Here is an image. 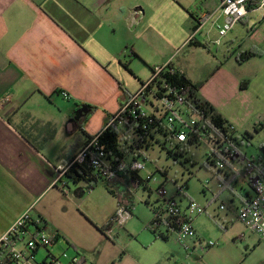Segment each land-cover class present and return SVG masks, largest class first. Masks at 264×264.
Returning a JSON list of instances; mask_svg holds the SVG:
<instances>
[{
    "label": "crops",
    "instance_id": "0c3cea01",
    "mask_svg": "<svg viewBox=\"0 0 264 264\" xmlns=\"http://www.w3.org/2000/svg\"><path fill=\"white\" fill-rule=\"evenodd\" d=\"M218 6V0H0V237L30 211L44 221L46 232L60 235L59 245L80 254L81 264H163L166 258L169 264H184L174 258L170 234L164 240L127 232L124 240L114 221L119 208L132 210L122 173L107 186L120 190L118 197L113 194L116 201L101 203L85 200L88 189L82 182H70L66 194L58 170L88 143L85 133L99 134L105 119L151 78L152 68L166 63L198 85L199 97L235 127L241 151L264 134V13L250 11L215 45L217 25L225 20ZM203 13L210 18L196 30L192 14ZM182 52L189 57L180 58ZM59 101L72 114L85 106L93 115H83L90 117L88 123L71 117L59 123ZM98 113L105 123L90 132ZM63 132L71 141L60 147ZM252 157L264 176V159ZM225 185L213 197L227 195L236 210L252 195L242 181L228 178ZM230 214V229L242 224L234 211ZM133 217L125 222L128 228ZM195 219L194 228L205 240ZM239 233L234 239H246V247L260 240ZM191 245L192 264H264L255 247L239 260L224 245L214 253Z\"/></svg>",
    "mask_w": 264,
    "mask_h": 264
},
{
    "label": "built area",
    "instance_id": "2783aa9c",
    "mask_svg": "<svg viewBox=\"0 0 264 264\" xmlns=\"http://www.w3.org/2000/svg\"><path fill=\"white\" fill-rule=\"evenodd\" d=\"M218 2V10L225 20L217 25L219 38L215 45H220L221 39L250 11L261 10L264 13V0ZM209 18L207 13L197 16L198 25H203ZM175 71L170 63L154 67L151 78L129 95L104 128L115 127L119 138L128 146L129 162L126 158L113 165L107 159L108 152L100 143V132L88 141L67 167L58 170V182L73 164L88 159L97 177L109 180L119 171L137 173L145 170L149 161L147 152L154 144L169 151H190L191 147L204 146L207 149V167L216 171L219 190L225 188V179L228 178L242 181L251 188L250 199L239 208L238 220L264 242V176L257 159L239 149L241 138L233 125H228L226 131L216 127L210 115L190 96L188 89L168 81L166 76ZM61 94L65 99L70 97L64 91ZM220 174H223V180ZM152 177L150 173L148 179L152 180ZM60 183L68 194L66 182ZM132 184L135 188L140 187L137 180H133ZM160 187L158 195L163 200L162 210L155 215L156 222L152 228L164 226L167 231L176 233L177 241L188 252L192 248L191 242L198 243L203 251L218 246L217 242L199 238L193 223L196 217L206 214V207L193 199L184 206L182 201L187 196L186 185H176V193L172 196L168 195L163 183ZM221 209L225 207L221 206ZM130 217L131 209L119 208L114 221L124 224ZM57 235L46 232L43 220L35 219L30 211L25 212L0 237V264H81L82 258L77 252L71 254L69 249H65L60 256L51 252V247L61 240ZM41 249L47 254L39 261L37 255Z\"/></svg>",
    "mask_w": 264,
    "mask_h": 264
},
{
    "label": "rangeland",
    "instance_id": "374dc122",
    "mask_svg": "<svg viewBox=\"0 0 264 264\" xmlns=\"http://www.w3.org/2000/svg\"><path fill=\"white\" fill-rule=\"evenodd\" d=\"M198 38L201 39V35H199ZM186 53L187 52H182L179 57H185L187 55ZM189 55H187V57H189ZM57 105L62 108L61 114L58 111L55 113L59 119V123H69L70 117L73 118L76 123H88V119L90 117L87 120H84L83 115L87 113L90 114V116L93 115V109L90 110V108L85 106L81 110H78L72 114L70 111L71 109L64 106L66 104H64L63 101H59ZM102 115L103 114L98 113L92 119V124L89 127L91 130L90 132L97 131L101 123H105V121L106 123L108 122V119H105L104 121L105 117ZM66 136L68 135L64 132L60 133L59 143L57 146L63 147V142H65L67 139H69V141L66 144H69L71 140ZM244 150L249 156H256L264 159V134L261 137L251 139L249 143L245 144ZM190 152L193 154V159L196 162V165L192 164V162H186L184 157L176 158L175 156L170 155L169 150L164 149L159 144H154V146L147 152L149 161L146 162V169L140 172V176L144 180L148 179L150 173L154 174L152 180L147 182V189H145L144 186H140L139 188L135 189L132 184V175L130 172H118L122 173V175L126 178L125 190H128L129 193H127L125 200L127 199L131 204V213L134 216L132 225L129 228L127 227L126 223L118 224L121 225L119 232L123 233L124 240L128 241L127 232L133 235L136 233L140 234L142 238H146L154 234L150 228L152 227L151 224L155 220L154 208L162 207L163 204V200L158 195V189L162 183L169 196H172L176 193V185L183 186L187 184V189L185 192L187 196L183 197L182 202L186 205L189 200L193 199L200 205L206 207V214L198 216L195 220H197V224L200 225L201 230L205 231V240H211L218 243V246L211 248L212 253L224 245L232 254H235L239 260L245 259L247 255L249 257L254 247L258 250L257 254L264 255L263 241L259 240L256 245L246 247V239L243 241L234 239V234H237L239 231V235L241 233L246 234V236L250 235L252 236L253 240L258 236H256L257 234L251 232L242 224H238L234 226L233 229H230L232 226V221L230 220L232 215L230 213L234 211L235 214L238 215L239 209L236 210V208L234 209L231 207L230 201H228V198H226L227 195H223L220 196V198L214 199L213 194L217 191V179L214 173L207 168V149L204 146L191 147ZM130 160L131 158L128 156L126 162H129ZM166 171L167 174L164 175ZM81 185L82 187H87L88 189L86 190L87 192L85 194V197L88 199L85 200L89 202H91L92 199L100 200L101 203L104 201H116L113 200L115 199L113 194H115L117 197L119 196L118 191L120 190L117 188L111 189V187H109V189L114 190L115 193L113 191L110 192L108 189L107 186L110 185V180L94 184L96 187L92 190L91 188L89 189L90 185H87L85 182H82ZM204 191H206V194L203 193ZM228 195L230 194L228 193ZM222 205L225 206V210H221ZM228 227L229 230L227 231ZM158 232L167 234V229L162 226L160 229H158ZM169 234L170 238L168 242L170 243L172 250H175L174 258H176V260L179 262H183L184 264H192L194 261L193 259H190L192 254L188 253V251H186L183 246L180 245V243L177 241V234L174 232H170ZM134 241L135 240H133L132 243L136 242ZM65 249L66 248H63L61 245L57 244L51 247V252L55 256H60L65 251ZM69 252L71 254L73 253L72 250ZM46 254V251L41 249L37 255V259L42 261L46 257ZM171 258L172 257H170V259ZM213 258H215L214 255ZM249 259L248 261H250ZM216 261L219 260L217 259ZM249 263L250 262H248V264ZM86 264L94 263L89 261ZM163 264H169V258L163 259Z\"/></svg>",
    "mask_w": 264,
    "mask_h": 264
},
{
    "label": "trees",
    "instance_id": "16d2710c",
    "mask_svg": "<svg viewBox=\"0 0 264 264\" xmlns=\"http://www.w3.org/2000/svg\"><path fill=\"white\" fill-rule=\"evenodd\" d=\"M192 16L195 18V20L197 22V18L193 14H192ZM197 29H198V22H197V26H196V30ZM200 46L205 47V45H202V44ZM249 56H252V54H250V53L247 54L246 58ZM152 70H153V68H152ZM166 77L172 85L178 86V87H185L186 89H188L190 91V96L199 105V107L205 111V113L210 115L211 120L216 127L220 128L223 131H226L228 129L227 127H228V125H230L229 122L226 121L222 117V115L210 103L202 100L199 97V95H198L199 86L198 85L193 84L192 81H190L185 75L180 74L178 71H175L174 74L167 75ZM125 124H128V123H125ZM85 134L87 136L88 141H90L93 138L92 136L88 135L87 133H85ZM244 137H246V136H244ZM248 139H249V137H248ZM100 143L105 147L106 151L108 152L107 159L113 165H115V164L119 163L121 160L127 158L128 146L126 145V143L124 141H122L119 138V135L116 132L115 127H108V128L103 129L101 131ZM238 146H239V144H238ZM130 149H131V147H129V150ZM169 153H170V155H173L176 158L184 157L186 162H192V164L196 165V162L193 159L194 158L193 154H191L190 151H183V150H177L176 149L173 151H169ZM89 162L90 161L88 159V160L84 161L83 163L77 162V163L73 164L68 169V171L65 173L63 179L60 182H66L67 187H68V184L70 182L75 183V184H78L80 182H87L92 187H95L94 184H98L99 182H105L106 179H104L102 177H97V175L95 174L94 168L90 165ZM166 174H167V171L164 173V175H166ZM133 175H134L133 179L139 181V186H144L145 189L148 188L146 185H147V182L151 181L150 179L144 180L140 176V172L133 173ZM153 176H154V174H153ZM186 187H187V184H186ZM248 187H249V185H248ZM249 189L251 190L250 187H249ZM161 210H162V207L154 208L155 215L157 213H160ZM155 222H156V217H155V220L153 221V223L151 224L152 227H153ZM152 227L150 228V230L155 235H157L159 238L164 239V240L168 239V237H169L168 234L170 233L169 231H167V234H165L163 232L159 233L158 229H160V228H152ZM57 238L61 239L60 235H57Z\"/></svg>",
    "mask_w": 264,
    "mask_h": 264
}]
</instances>
